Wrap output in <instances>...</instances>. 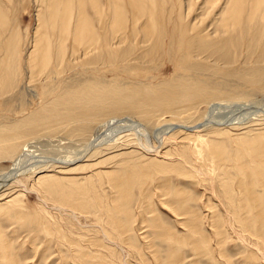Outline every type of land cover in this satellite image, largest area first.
<instances>
[{"label":"bare ground","instance_id":"bare-ground-1","mask_svg":"<svg viewBox=\"0 0 264 264\" xmlns=\"http://www.w3.org/2000/svg\"><path fill=\"white\" fill-rule=\"evenodd\" d=\"M9 2L10 1H8V3ZM40 2L45 3V7H44L45 13L43 12L44 10L42 9L43 14L41 11H38L37 14H35L37 16V25L34 32V37L32 35L33 43L31 42L32 46L30 50H27L28 52L24 59L25 61L24 64L27 66V68L25 67L24 68L26 70L28 69L29 71L28 74L29 76L27 75L30 79L29 82L33 83L35 78L37 81L39 79L45 81L46 84L55 83L53 81L56 79L58 80L60 76L64 74V71L76 69L77 67L78 69L81 67H96V69L95 68L92 69L97 70V68L100 66L102 67V65L104 67L107 66L110 69H112V67L115 66L118 67L123 66L126 67L128 70H130L132 64L135 63L134 65L136 67V63L140 62L142 58L145 61L146 58L154 59L157 56H159V54L160 56H162L163 53L165 54L166 53L165 45L168 38H170L171 41L169 40L170 43L169 50L166 51H169L168 53H170V49H172L176 53V55H178L179 57L178 59L180 63L178 64L177 69L180 70L179 71L180 76H177V78L174 79L171 78L170 80H161L154 84L151 82L141 83L140 81L142 80L139 79L140 83L137 81L139 84L133 85L131 83L132 84L131 86L129 84L126 86L125 85L122 86L123 85L122 82H121L122 85L120 84L117 85L113 81H112L113 83H108L109 82L108 80L107 83L106 81L101 82V80L100 82L92 81L91 83H89L92 80L91 79L87 83L83 82L85 83L84 85H81L79 83L80 84L79 88H75V89L73 88V90L63 89L58 95H56L55 92L54 99L51 101L50 106L46 108L41 107L39 111H37L36 113L30 111L31 113L28 112L30 114L25 118L22 119L18 118L19 120H17L16 118V120H14L15 122H13L12 124L1 127L3 129L2 130L0 129V155L1 154L8 155L9 158L8 157L6 158L9 159L12 162V164L13 163L17 164L18 162H20L18 160H20L21 157L30 154L28 148H23V144L30 137L33 136L35 137L38 134H48V135L52 133L58 134L61 131H66L69 134H83L85 132L87 133L88 129H90L89 124H91L92 121L101 122L103 119L105 121V119L108 117H112V118L119 117L120 120V116H121L120 114H129L135 116L140 122V123L138 122L139 123L138 126L140 124L143 125L145 124V127L149 125H155L158 123L165 124L163 128H162V124H160L161 127L157 125L158 128L160 127L162 129L161 131H158V128H156L158 134L156 135L155 138L151 140H148V138L146 137L147 134H144L147 131H144V133L142 132L143 129L141 125L140 126L141 128L139 127L138 129L139 136H137L136 138L133 132H126L128 129H126L124 133L118 134V136L116 135L117 137L114 138L112 137L107 140H105V138H108L109 137L108 135L105 137L102 136L104 138V139L102 138V140L104 141L102 143V145L104 144L103 146L95 147L98 142L96 138L95 140L97 142L94 144L95 146L93 145L95 148L88 150L89 148L87 147L88 144L83 145L84 147L80 145L82 148L80 147L78 151L75 149L76 152H74L73 150L74 153L70 152V154H67L65 152L67 155L66 154L62 156L55 155L60 159V160L58 159L59 162L56 163L55 162L46 163L42 161L40 162L39 159L38 160L34 159L33 161L31 159L32 160L31 163L35 164V168L32 173H34V176L36 177L35 178L36 182H34L36 183V188L41 192V194L46 196V198H51L55 202H58L60 205L66 206L68 209L70 208L69 210L71 211L72 215H73V211L76 210L77 211L79 210L86 214L92 211L99 212L100 217L102 215L103 217H105L103 223H105L106 225L112 228L111 230L113 231L112 233L114 235L113 237L120 240L121 242L128 243L129 240H131V238L129 237L131 232L130 234L128 233L129 235L128 236L126 231L128 230L131 231L130 229L132 226L131 223L134 221V219L132 220V214L130 213L127 205L132 198L131 197L132 184L138 182L137 185L140 188H142L140 184H141V180L144 179V173L141 172L144 171L143 166L135 167L131 165L127 160L122 159L121 161H119V164L123 166L119 170H115L111 172L105 171V173L107 174L111 173L112 176V178L108 179L109 184L112 187L111 189H113L116 192V195L113 194L115 196L112 197L123 199L125 200V203L117 202V203L107 204L105 203L106 201L103 198L104 196L101 194L103 196L102 197L99 193L101 189L99 188L100 190H98L94 184L92 183H89L87 185L81 184L80 181H78L73 177L62 178L64 180H61V178H57L56 175L50 174L49 172L51 170H54L55 168L57 169L64 168L63 171L65 172H70V171L72 172L74 170L76 171V169L79 168H85L89 164L85 162L94 156L95 151L100 152L102 151V149L103 150L123 149L124 148L123 145H128V144L137 145L138 143L143 149L144 153L153 152L152 156L154 157L159 156L162 153L161 149L163 148V146L167 144L166 142L167 141L169 142L170 139H172L175 140L176 144L178 143L180 144L179 157L176 153H175V155H177L176 157L169 155L163 156L162 154L161 156L162 159L164 158L167 160V162L168 161L170 162L169 164H167L165 163L164 160V162H158L159 165L163 167L165 171L171 168V170L168 171V174L170 171L173 170L175 174L179 173V175L181 174V176L183 177L187 176L185 178L188 177L190 178L193 177L192 175L197 173L198 170L197 169L196 172H194L195 171L194 170L191 173L190 172L191 170L189 171L188 170L189 168L187 169L186 162L187 161L190 162V160H192V162L194 161L195 165L192 162L191 165L193 164L195 168L196 167L197 168L199 167V169L203 168V171L205 169L210 174L214 173L217 178L214 175L213 176L215 179H217L216 181H218V185L220 187L219 188L218 186H216V188L218 187L219 189H221V193H222L221 198H223L222 200H224L223 206H226L224 209L226 210V212L228 211L230 212V215H228L229 219L226 218L228 221L226 225H228V228L230 225L232 226L237 225L241 228L238 230L237 228L235 229L237 230V232H239L240 230V234H239L240 238H238L237 240H239L241 242V245L244 246L245 248L244 255L246 261L248 262L250 261L251 262L250 264H264V131L263 132L259 131L261 133L258 134H255L256 133L255 132L252 136L249 137L248 136L242 137L243 135L242 136L238 135L236 136V138H234L231 137L233 136L232 135L233 133H230L227 128L231 125L233 126L236 125V123L240 122L238 121L239 120L238 115L237 118L236 115L234 117L233 116L231 117V115L226 116V114H229L230 112L229 110L228 113H226L227 112L226 111L225 115L223 114L220 117H214L209 114H207L209 115V117H205L203 116L204 114H202L204 112L200 113L198 110L199 106H201L202 104L209 106L216 99L235 100V98H241V99L244 97L247 98V96H243V94H239V93L233 94L217 88L215 85L218 84L212 81L213 77L223 78L225 81L227 78L233 79L234 77H236L239 81L241 82L243 81L244 84L248 83L251 86L259 87V88L263 86L260 84V81L262 80L263 77L262 75L264 74V0H104L103 3H101L100 0H40ZM86 3L92 12V16L87 14L89 12L88 9H86L87 7ZM3 12L2 9H0V96L10 94L15 90V88L18 87V85H20L19 83L21 81L19 82L20 80L19 76L20 74H22L21 70L23 69V67L21 69L19 65L20 60L22 59L21 58L22 52L20 50V38H19L20 35H18L20 33H18L16 29L14 30L15 27H13V30L9 31V29L12 28L11 27L12 25L9 26L7 20L10 21V18L9 19L7 18L8 17V15L6 14L7 12L5 13L7 17L3 14ZM12 23L14 26V22ZM21 44L23 46V43ZM250 56L255 57V59L253 58L252 60V64L254 65L256 62V65L254 66L246 65L247 63L250 62L247 61L246 59L249 58L252 59V57ZM174 59L172 60V62L175 61ZM21 61L23 62V60ZM168 61L169 60H167V62ZM238 61L240 62V64L244 63L242 64V66L246 65V67L241 68V65L237 63ZM253 61L255 62L253 63ZM235 63H237V65H235ZM156 64L158 65V63ZM234 65L236 67H234ZM145 66L147 65L145 64ZM174 66H176V64ZM150 67L147 66V70ZM92 69L90 71H92ZM75 71L77 72V69ZM22 72L24 71L22 70ZM204 72L207 73L204 75L203 74ZM74 73L75 72H73V74ZM92 73H95V71L94 72L92 71ZM96 74L97 73H95V75ZM68 76L70 77L69 74ZM91 76L93 79L95 78L93 77L92 74ZM150 78L152 79V77ZM150 78L147 77V79ZM64 80L66 79H63V81ZM118 81L117 83H119ZM243 82L241 83V86ZM28 88L31 90L29 86ZM17 89L14 92L19 93L17 92ZM21 89L22 88H20V90ZM260 98H263L262 102H264V95L263 97L260 96ZM241 101H242L241 103L244 102L243 100ZM233 103L234 106L237 107V105H235L237 103L235 102ZM252 103L250 105H252ZM254 103L255 105H257L256 101ZM249 112L250 111H248V115ZM259 113L262 112L259 111L257 114ZM242 114L244 113H241V115ZM241 115L239 116L241 117ZM205 119H208L209 121H206ZM260 119H262V117ZM115 120L113 122H115ZM119 120H117V123ZM121 121L123 120L121 119ZM210 121L211 124L205 123V122L210 123ZM1 122L2 121H0V124ZM129 122L130 120L128 121V123ZM107 124L109 125L110 123ZM135 124L134 125L131 124L132 125L131 127H134ZM125 125L127 127V124ZM206 127L209 129L211 128L212 131H209ZM203 128L209 131V133L207 132L208 134L212 132V134L210 135L204 133L207 137L211 135L227 136L231 141V142L228 141L230 146L231 144L235 145L234 151H232L233 148L230 147V149L232 148L230 151L234 153L233 157H231L233 159V162L231 160V162L233 163L232 165H234L235 167L234 170L230 169L231 172H229V168L228 170L225 168L226 165L225 162L227 161L228 154L222 142H218V140L215 141L210 138L204 137L205 135L202 136L199 133L198 135H196L197 131L199 132ZM102 129H103L102 125L98 127L97 130L95 131L94 136H96L98 133L102 132L103 130L105 131V129L103 130ZM156 129L154 130L155 132ZM246 132H248V130L247 131L245 130V133ZM92 136L93 134L91 135V137ZM227 137L226 139H228ZM92 139H94V137ZM85 140L87 141L88 139ZM132 140H134L135 142L133 143ZM88 141L86 143H88ZM125 141H128L129 143L128 142L124 143ZM89 145H90V141H89ZM227 148L229 149L228 146ZM169 149H167L168 153H169ZM104 152H106V150ZM125 154L127 156L129 153H125ZM115 155L117 156V154ZM3 156L5 155H2V157ZM109 157H114V156L112 155ZM247 157L248 159L246 160L245 158ZM45 158H49V156H45ZM26 161H29V159ZM22 165L23 163L18 164L17 167H15L13 171H11L9 176H7L3 180H0V191H3L1 187L4 186L6 182L14 181L15 183L16 181V183L18 182L21 183L22 180H20V178L15 177V173L21 169ZM159 165L157 166L159 167ZM191 165H189L188 167H190ZM161 169L162 168H160L159 170L161 171ZM190 169L192 168L190 167ZM31 171L32 170H29V172ZM232 171H234V173H232ZM96 174H99V172ZM20 175L21 174H19V176ZM147 175L150 178H152L149 172ZM165 177H167V180L169 179L168 175L167 176L165 175ZM165 177H163L162 175V179ZM165 179H163V181L160 179V181L163 182V184H160V181L158 180V184L163 185L161 186L162 188L160 187L159 189L158 187V189L162 190V194L164 195L165 193H168L167 195L172 194L169 196L170 198L168 199V202L171 203L172 208H174L173 211L177 215V216L175 215V217H177L178 220H182L180 224H182L183 227H186L187 229L186 234H188V236L186 237L189 242V247L191 244V247L193 248L194 251L202 250L203 252L204 250L203 247L205 246L207 248H205L204 253L206 252L207 255H210V257L212 256L213 258L214 256L218 257V259L220 260L219 263L217 262L218 264H222V261L226 262L227 264H233L229 255L224 250L225 235H224V229L221 227L224 225V223L223 221H221L222 220L221 218L219 219V217H217V214L219 212L216 214L217 211H213L211 216L209 215L207 217L206 214L205 216L204 215L200 216L199 213L195 210L196 209L195 207L194 210L193 209L191 210V208L189 210L188 202L191 198L188 195L189 192L187 193L186 191L183 190L179 191V189H176L175 191H173L174 189H172L171 191L169 189V183L165 181ZM145 182L147 183L146 178L144 179L142 184L145 185ZM61 183H63V185ZM155 185L157 186V183L154 184V186ZM235 186H236V192H233ZM146 190L145 188L143 190H140L142 192L141 197H143L144 199L147 196L148 190L147 191ZM140 191L138 192L140 193ZM216 193L214 191V194ZM156 194H154V196ZM148 195H150V193H148ZM150 198L151 195L149 197V200ZM193 198L196 200L197 197H193ZM4 199L6 200V202L3 201L5 206L0 205V214L5 213L6 210L3 207H7L6 205H9L7 203H11V202L13 203L15 197L7 196ZM160 199L161 198H159L158 200L157 199L154 200L159 201ZM207 199L208 198H206V200ZM206 200L205 202L204 201L203 202L208 203L207 207H209L208 205L210 202ZM220 200L221 199H219V201ZM161 201L162 199L160 200V203L162 205L164 201H162L163 203ZM148 202L149 201H147L146 204H148ZM152 205L153 204L150 203V206ZM203 205H201V208H203L202 207ZM163 206L165 205L163 204ZM205 206L206 204L204 205V208ZM204 208L202 210H204ZM16 211L17 210L10 209V211L6 213L9 214L10 217H13V220H15L16 218L22 220L23 216L21 214L18 215ZM183 213H187L188 215H185L184 218H181L180 216ZM208 214L210 213L208 212ZM203 219L210 226V227L208 226L207 228H209V230L210 228L212 229V235L210 233L209 235L213 236V238L208 237L209 235L207 236L205 232L201 231L199 221ZM150 221L151 223H153L154 227H156L155 226L156 221H157L156 223L157 227H158V223L160 222V220H158V217L157 218L153 217V219H150ZM138 223H140V221ZM143 225L144 224H142V226ZM162 225L163 224H161V226ZM52 226L54 225L52 224ZM161 226L159 227V229L161 228ZM50 227L42 226V230L44 231V233L47 234L51 232L50 229L52 228ZM139 227L140 225L138 226V229ZM166 228L168 229V227ZM37 229L38 230L40 229L39 231L42 232L41 228H37ZM164 229L162 231L165 232ZM102 230L104 232V227ZM150 231L152 232L153 230ZM173 231L174 229L172 231L169 230L165 235L162 236V241L164 242V245L166 244L167 246V248L165 246L167 250L164 249L166 251V256L164 254V257H162V259L164 260V258L166 257L165 260L166 259L169 260L170 264H182V260L185 259L181 257L182 255H180L181 253L179 254L180 252L179 250H178L179 252H177V247L180 245V243L178 242V240L180 239L177 240V236L179 235V233L176 234ZM2 232L3 231H1L0 228V264H18V260L16 258L17 255L15 256L14 248L12 249L13 246H10L8 239L5 238L6 236L3 235ZM51 233L48 234V236L51 235ZM155 234H153L154 237ZM55 235L57 236V232ZM181 237H183V235ZM134 239L135 238L133 237L132 240ZM213 240L214 242H212ZM158 241L162 242L161 240ZM104 242L106 243L107 241H105L103 238L102 243ZM134 242L135 241H133V243ZM212 243L213 246L210 247V244ZM106 244H108V242ZM136 244L137 243L135 242L134 245L136 246ZM79 246L80 245H78V247ZM148 246L149 244L147 245V247ZM68 248L70 249L71 246ZM81 248L82 247L76 249L79 252L78 256H76L73 253L72 254L70 253L71 256L75 255L73 258L76 257L78 264H114V261H112L113 258L112 260L111 259L106 260L108 258L106 257L107 255L106 256L102 255L101 257V254L97 251H93L90 253L88 252L89 251L88 249H86L87 251H83L85 249H81ZM123 248L122 250L125 251V249ZM76 250L74 249L73 251ZM188 250L190 251V248ZM61 251L62 250H60V252ZM135 251H137V249ZM138 252H141V250ZM163 252L161 253L162 255ZM66 253L64 254L65 257H66ZM158 253L159 252H157V254ZM196 253L198 254V252ZM197 254H195V256ZM205 254L202 255L205 256ZM42 255L44 254L42 253ZM137 255L138 258H141L139 255L142 254L139 253ZM113 256L114 255H112V257ZM154 256H156V254ZM103 257L104 258L106 257V259H104ZM187 258L189 257L187 256ZM76 259L73 260L71 258L70 260H73V264H75L74 261ZM142 259H144V256ZM70 260L69 262H71ZM161 262L162 260L159 263ZM244 262L243 264H247ZM38 263L41 264L40 261ZM63 263L68 264L66 263V260ZM22 264L24 263L22 262ZM140 264H142V262ZM192 264H198V263L193 261Z\"/></svg>","mask_w":264,"mask_h":264},{"label":"rangeland","instance_id":"rangeland-1","mask_svg":"<svg viewBox=\"0 0 264 264\" xmlns=\"http://www.w3.org/2000/svg\"><path fill=\"white\" fill-rule=\"evenodd\" d=\"M8 1H10V2L8 3ZM8 1L3 0V2H2V0H0V4H1L0 5L1 6L0 9H2V12L4 11L3 12L4 15L7 12L6 14L8 15V17L6 15L5 16L8 19L10 18V21L12 20L11 22L9 20H7L8 21V25L9 26L12 25L11 26L12 28L9 27L10 28L9 31L13 30V27H15L14 30L16 29V31L18 33H20L18 35H20V37H19L20 38V50L22 52L21 53L22 54V56H21L22 59L21 60H23V62L20 60L19 65H20L21 69L23 67L22 70L24 72H22V70H21V73L22 74L24 73V74L23 75L20 74V76H19V79H20L19 82L20 81L21 82L20 83L18 82V83L21 86L18 85L19 88L18 87H17L18 89L15 88V90L17 89V92H19V93L14 92L15 91L14 90L10 94L4 95V96H0V104H1L0 105V121H2L1 124H0V129L1 130L3 129L1 127L5 126V125L8 126V125L12 124L13 122H15L14 120H16V118H17V120L25 118L31 112H35L36 113L37 111H39V109L41 107L46 108V107L50 106L51 101L54 99V93L55 92H56L55 94L58 95L63 89L73 90V88L74 89L75 88H79L80 84L84 85L85 83L89 82L91 79L92 80L89 83H91L92 81L93 82H96V81L100 82V80H101V82H105L106 81V83H107L109 81L108 83H113L114 82L117 85H119V84L122 85L123 84L122 86H124V85L126 86V85L129 84L131 86L132 84L136 85V84H139L140 82L141 83L142 82L143 83L144 82L145 83L146 82L147 83L151 82V83L154 84V83H157L158 81H161V80H170L171 78L174 79V78H177V76H180V74H179L180 70L177 69L178 68V64L180 63L179 59H178L179 58L178 55H176V53L172 49H170V53H168L169 51H166V50H169V44H170L169 43L170 38H168V40L166 41V45H167V42H168V45L167 46L165 45V52H166L165 54L163 53L162 56H160V54H159V56H157L154 59L146 58L145 61L142 58L140 62L136 63V67L134 65L135 63H133L130 70H128L126 67H123V66H119V67L115 66V67H112V69H110L109 67H107V66L104 67L102 65V67L101 66L98 67L97 70H95L96 67H81L79 69L77 67L76 68L77 72L75 71L76 69H71L69 71L66 70L67 72L64 71V74H62L58 80L56 79V80L53 81L55 83L46 84L45 81L39 79L41 81L40 82L39 80L37 81L35 78H34V81H36L37 83L34 82V81H33V83L29 82V80H30L29 77H28L29 76L28 75L29 71H28V69L27 70L25 69V68H27V66L24 64L25 63L24 59H25L26 54L28 52L27 50H30V48L32 46V43H33L32 35L34 37V32H35L36 25H37V16L35 14H37L38 11L42 12L43 10H44L43 12L45 13V8H44L45 7V3L40 2V0H37V1H35V0H25V1H23V0H8ZM100 1H101V3L104 2V0H100ZM87 3H86V5H87ZM39 5H42V6H39ZM2 7H4V8H2ZM9 8H11V9H9ZM86 9H88V12H89L87 14L92 16V12H91V10H90L88 5H87ZM43 12H42V14H43ZM86 12H87V10H86ZM12 22H14V26H13ZM21 43H23V46H22ZM166 54H168V55H166ZM244 55H245V53H244ZM250 57H252V56H250ZM253 58L255 59V57H252V59L249 58L250 60L246 59L247 61H250V62L247 63V61H246L247 64L246 63L245 64L247 66L253 65L252 64ZM173 59L175 60L174 61L175 63L172 62ZM167 60H169L168 61L169 63L167 62ZM155 62L158 63V65ZM254 62L255 61H253V63ZM237 63L240 64L239 61ZM237 63H235V65H237ZM145 64L147 66H149V67L150 66H152V67L148 68V70H147V66H145ZM173 64L174 65L176 64V66H174ZM242 64H244V63H242ZM242 64H240L241 68L246 67V65L242 66ZM235 65H234V67H236ZM254 65H256V62H255ZM88 68H90V69H88ZM92 68H95V69H92ZM158 68H159V70H158ZM85 69H86V72H85ZM91 69H92L93 72L95 71V73H97V74L95 75V73H92V71H90ZM120 69H122V70H120ZM175 69H177V70H175ZM96 71H98V72H96ZM73 72H75L77 74H75V73L73 74ZM131 72H132V74H131ZM67 73L70 75V77L68 76ZM134 73H136V74H134ZM139 73H140V75H139ZM206 73L207 72H204L203 74L205 75ZM91 74L93 75V77H95L94 79L92 78ZM103 74H105V75H103ZM73 75H75V76H73ZM82 76L83 77L85 76L84 79H83ZM89 76H90V78H89ZM262 76L263 77H262V80L260 81V84L263 85V86H261L260 88L251 86L248 83L244 84L243 81H242L243 84L241 86L242 82L239 81L236 77H234L235 79L233 77H232L233 79L227 78L226 81L223 78L213 77L212 81L214 83L218 84V85H215L217 88H219L221 90H224V91H227L229 93H233V94H235V93L243 94V96H247V98H245V97L242 98V99L241 98H235V100L234 99H228V100L227 99H223V100L216 99L217 101L215 100L209 106L204 105V104L199 106V108H198L199 112L200 113L204 112L202 114H204L203 116H205V117H209V115H212L214 117H220L223 114L225 115L226 111H227L226 113H228L229 110H230V112H229V114H226V116L227 115L228 116L231 115V117L232 116L234 117L236 115V118H237V115H238V119H239L238 121H240V122L236 123V125H233V126L231 125V126H229L227 128L230 133H233L232 134L233 136H231V137H234V138H236V136H238V135L239 136L243 135L242 137H244V136H248L249 137V136H252L255 132H256L255 134L263 132L264 131V119H263L264 118V111H263L264 110V107H263L264 106V102H262L263 98H260V96L263 97V95H264V74ZM147 77L148 78L152 77V79L151 78L147 79ZM97 78H98V80H97ZM63 79H66V80L63 81ZM74 79H77V80H74ZM115 79H116V81H115ZM139 79L142 80V81H140ZM77 81H78V83H77ZM117 81L119 83H117ZM137 81L138 82L140 81V82L138 83ZM39 82H40V84H39ZM75 82H76V84H75ZM83 82H85V83H83ZM121 82H122V84H121ZM135 82H137V83H135ZM237 83H239V84H237ZM28 86L31 88V90L28 88ZM230 87H231V89H230ZM20 88H22V89L20 90ZM28 89H29V92H28ZM58 89H59V91H58ZM45 90H47V91H45ZM43 91H44V93H43ZM31 92H33V93H31ZM45 92H46V94H45ZM47 93H48V95H47ZM10 95H11V97H10ZM6 97H7L8 100L6 99ZM3 99H5V100H3ZM41 99H43V100H41ZM241 100H243L244 102L241 103L242 102ZM254 100L257 102V105H255V103H254L255 101ZM245 101H246L247 105H246ZM247 101H249V102H247ZM233 102L237 103V104H235V105H237V107L234 106ZM251 103H252V105H250ZM242 104H244V105H242ZM39 105H40V107H39ZM260 105H262V106H260ZM258 106H260V107H258ZM233 108H235V109H233ZM237 108H238V111H237ZM257 108H259V109H257ZM242 109H244L245 111L242 110ZM13 110H15V111H13ZM240 110L243 111V112H241ZM258 110L260 112H262V113L257 114L259 112ZM248 111H250L249 115H248ZM28 112H30V113H28ZM239 112L244 113L245 115L244 114L241 115V113H239ZM237 113H239V114H237ZM207 114H209V115H207ZM246 114H247V116H246ZM120 115H121L120 116V120H119V117H114V118L108 117V118L105 119L106 122L104 121V119L101 122L100 121H98V122L97 121H92L91 124H89L90 129H88V132L87 133L85 132L83 134H69L66 131H61L58 134L57 133H52V134H49V135L48 134H38L35 137L34 136L30 137L23 144V148H28L30 154L21 157V159L18 160L20 162H18L17 164H14V163L12 164V162L9 159L6 158V157L9 158L8 155H6V154H1L0 155V180L5 179L7 176L10 175L11 171H13L15 167H17L18 164H22L23 163V165L21 166V169L18 172L15 173V177L20 178V180H22L21 181L22 184L20 182L16 183V181H15V183H14V181H12V182L9 181L10 184H9V182H6L4 184V186L1 187V189L3 191H0V205L5 206L3 201L6 202V200L4 198H6L7 196L15 197V200L13 201V203L12 202L11 203H7L9 205H6L7 207H3V208H5L6 211H5L4 214H0V228H1V231H3L2 234L6 236L5 237L6 239H8L10 246H13L12 249L14 248L15 256L17 255L16 258L18 260V264H20V263L22 264V262L24 264H40V263H38L39 261L41 262V264H60V263L64 264L63 262L65 260H66V263H68L71 258L73 260L76 259V257L75 258H73V257L75 255L78 256L79 252L76 249L79 248V247H82L81 249H85L83 251H87L86 249H88L89 250L88 252H90V253L93 252V251H97V252H99L101 254V257H102V255L103 256L107 255L106 256V257H108L107 259H106V257L105 258L103 257V258L106 259V260H110V259L112 260V258H113L112 261H114V264H120V263L121 264H140L141 262H142V264L144 262L146 264H147V262H148V264H161V263L162 264H170L169 260H167V259L165 260L166 257L164 258V260L162 259V257H164V254L166 256V251L164 249L167 248L166 244L164 245V242L162 241V236L165 235L167 233V231H169V230L172 231L173 229H174L173 232H175L176 234L179 233V235L177 236V240L180 239V240H178L180 245L177 247V252L180 251L179 254L181 253L180 254V255H182L181 257H183V259H185V260H182V264H192L193 261L197 262L198 264H218L220 262L218 257L214 256V258H213L212 256L210 257V255H207L206 252H205L206 254L204 253V250L207 247H205V246L203 247V249H204L203 252H202V250L201 251H196V250L194 251L193 248L191 247V244H190V247H189V242H188V239L186 237V236H188V234H186L187 229H186V227H183L182 224H180V222H182V220H178V218L175 217L176 213L173 211L174 208H172V206H171L172 204L168 202V199L170 198L169 196L172 195V194L167 195L168 193H165V195H164V194H162V190H159L160 187L163 186V185H160V184H163V182H161L160 179L163 181V179H165V178H166L165 181H167L169 183V189L171 191H172V189H174L173 191H175L176 189H179V191L183 190V191H186L187 193L189 192L188 195L191 197L190 200H192L193 197H197L196 200L194 198H193L192 201L189 200V202H188L189 210H190V208H191V210L192 209L194 210V207H195L196 208L195 210L199 213L200 216H203V215L205 216V214H206L207 217L209 215L211 216L213 211H217L216 214L219 212L217 214V217H219V219L221 218L222 219L221 221H223V223H224L223 226L220 225L224 229V235H225L224 236L225 237V242H224V245H225L224 248L225 249L224 250L229 255V257H230V259H231L233 264H243V262L246 261L245 255H244L245 248H244V246L241 245V242L239 240H237L238 238H240V236H239L240 230H239V232H237V230L241 229V228L239 226H237V225L236 226L235 225L232 226L230 224L229 225L231 226V228H230V226L228 228V225H226L228 223L227 219H229L228 215H230V212L228 210H227L228 212H226V210L224 209L226 206H223V204H224L223 201L224 200H222L223 198H221V194H222L221 193V189H219L220 187L218 185V181H216L217 179L214 178V176L216 177V175L214 173L213 174L212 173L211 174L208 173V171H206L205 169L203 171V168H200L201 170L199 169V167L195 168L193 166L194 161L192 162V160H190V162L189 161L186 162L187 169L189 168L188 170L189 171L191 170L190 171L191 173L194 170H195L194 172H196L197 169L198 170H197V173H195V174L193 172L194 175H192L193 177H190V178L189 177L185 178L187 176L183 177V176H181V174L179 175V173H176L177 174L176 175L173 170L170 171L169 174H168V171L171 170V168L167 169L165 171L163 169V167H161L159 165L158 162H164V160H165V163H167V164H169V162H170V161L167 162V160L164 159V158L162 159V157H161L162 154H163V156H166V155L168 156L169 155V156L176 157L178 155V157H179L180 144L179 143L176 144L175 140L170 139L169 142L172 141L171 143H169L167 141L166 143L168 144V146H167L166 143H165L166 145L164 144L165 146H163V148L161 149L162 153L159 156H155V157L152 156L153 152L144 153L143 149L141 148V146L138 143H137V145L136 144L135 145L134 144L133 145L132 144H130V145L128 144V145H123L124 146L123 149H117V150H115V149H105L106 152H104L105 150H103V149L100 152L99 151H95L94 156L91 157L88 161L85 162L87 164L89 163L88 166L85 167V168H79V169H76V171L74 170L72 172L71 171L70 172H65V171H63L64 168H60L62 170H60L59 168L58 169L55 168L54 170H51L49 172L50 174L56 175L57 178H61V180H64L62 178H66V177L67 178H72L73 177V178L77 179L78 181H80L81 184H86V185L89 184V183L94 184L98 190H100V189L102 190V191L100 190L99 193H100V195L102 194L104 196L103 197L101 195L104 198V200L106 201L105 203H107V204H109V203H117V202L125 203V200H123V199H118L116 197L115 198L112 197V196L116 195V192L113 189H111L112 187L109 184V180H108L109 178H112V176H111V173L107 174V173H105V171L106 172L107 171L111 172V171L119 170L123 166V165L119 164V161H121L122 159L127 160L131 165H133L135 167L143 166L144 171H141V172L144 173V179L146 178L147 183L145 182V185H144V184H142L144 179L141 180V184L140 185L142 186V188H140L137 185L138 182L132 184V186H131V192H132L131 193V195H132L131 197L132 198H131V200L129 201V203L127 205L128 208H129L130 213L132 214V220L134 219V221L131 223V225H132L131 228H130L131 231H129V230H128L129 232L126 231L127 235H128V233L130 234V232H131L130 236L128 235L131 238V240H129L128 243L121 242L120 240H118V239L113 237L114 235L112 234L113 233V231L111 230L112 228L109 227L108 225H106L105 223H103L105 217H103V215L100 217L99 216V212H93L92 211V212L86 214L84 212L76 210V211H73V215H72L71 211L69 210L70 208L68 209L66 206L60 205L58 202H55L51 198H46V196L41 194V192L36 188V183H34V182H36L35 181L36 177L34 176V173H32L34 171L35 164L31 163L32 160L34 161V159L35 160L39 159L40 162L42 161V162H46V163H54V162L56 163V162H59L60 159H59V157H57L55 155H61L62 156V155H65L66 153L67 154H70V152L74 153V152H76V150L78 151V149L81 146L84 147L83 145H87V144H88L87 147H89L88 150L93 149V148H95L97 146L101 147V146L104 145V144L102 145V143L104 142L102 140V138H103L102 136H104V137L107 136V135L109 136L108 138H105V140L110 139L112 137L114 138V137H117L118 134L124 133L126 131V129L129 130V131L127 130L126 132H133V134L135 135V138H136L137 136H139V130L138 129H139V127L141 125H142L141 127L143 129L142 132L144 133V131H147L148 133L145 132L144 134H147L146 137L148 138V140H151V139L155 138L156 135L158 134L156 128H158V126L161 127L160 124H162V123L155 124L156 127H155V125H149V126L146 125L147 127H145V124L144 125L140 124L138 126V124L140 122L138 121V119L135 116H132V115H129V114H120ZM239 115H241V117ZM122 116H123V118H122ZM259 117L260 118L262 117V119H260ZM9 119H10V121H9ZM113 119L114 120L116 119L115 122H113L114 121ZM121 119L123 121H121ZM128 119L130 120V122H129L130 124L128 123V121H129ZM117 120H119L120 122L118 121V123H117ZM136 120H137V122H136ZM205 120L209 121L208 119H205ZM135 122H136L137 125L135 124ZM259 122H260V124H259ZM107 123H110V124L108 125ZM205 123L206 124H211V121H210V123L209 122L208 123L205 122ZM125 124H127V127H126ZM131 124H133V125L135 124L136 128L138 127L137 130H136L135 126L131 127L132 126ZM101 125H102V128L105 129V131L102 129L103 130L102 132H100L96 136H94L95 135V131ZM96 126H98V127H96ZM124 126H125V128H124ZM163 126H165V124H162V128H163ZM160 127L158 128V131H161V129H162ZM154 128L156 129V132L154 131L155 130ZM130 129H132V130H130ZM207 129L209 131H212L211 128L210 129L207 128ZM207 129L203 128V129H201V131H199V132L197 131L196 135H198V133L200 135H202V136H204L205 134H208L209 131ZM245 130L246 131L248 130V132L250 131L249 132L250 134L248 132L245 133ZM134 131H136V132H134ZM242 131H244V132H242ZM259 131H261V132H259ZM239 133H241V134H239ZM53 134H55V135H53ZM92 134H93V136L91 137ZM103 134H106V135H103ZM210 134H212V132H210ZM210 134H208V135H210ZM150 136H153V137H150ZM222 136L223 135H213V136L211 135V136L207 137L205 135L204 137L210 138V139L215 140V141L218 140V142H222L224 147H225V149L227 150V154H228L227 157L231 158V157H233V154H234L232 151H234V149H235L234 146L235 145L231 144V146H230L229 142H231V141L229 140V138L227 136H223V137ZM93 137H94V139H92ZM224 137H225V139H224ZM226 137L228 139H226ZM66 138H67V140H66ZM96 138H97L98 142L95 140ZM85 139H88L90 141V145H89V141L87 140L88 143H86L87 141ZM236 140H238V139H236ZM96 142H97V145L95 146L94 144ZM127 142L128 141H125L124 143H127ZM132 142L134 143L135 141L132 140ZM173 142H174V144H173ZM99 144H101V145H99ZM118 144H120V143H118ZM171 144H173V145H171ZM91 145L92 146L94 145L95 147L94 146L92 147ZM227 146L229 147V149L227 148ZM230 147L233 148V149L231 148L232 151H230L231 150ZM164 148H166V149H164ZM167 149H169V153H168ZM173 149H174V151H173ZM73 150H74V152H73ZM113 150H115V151H113ZM68 151H69V153H68ZM125 153H129V154L126 156ZM175 153L177 155H175ZM231 153H232V155H231ZM115 154H117V156ZM2 155H5V156L2 157ZM112 155L114 157H109V156H112ZM45 156H49V158H45ZM26 157H28V158H26ZM228 158H227V161L225 162L226 165L225 164L224 165H225V168L227 170L229 168V172H231L230 169L234 170L235 167H234V165H232L233 164L232 163L233 159L232 158L228 159ZM28 159H29V161H26ZM245 159L247 160L248 157L245 158ZM62 160H61V162H62ZM231 160H232V162H231ZM191 162L193 163L192 165H191ZM188 164L191 165L190 167L193 170L190 169V167H188L189 166ZM227 164H228V166H227ZM157 165H159V167ZM160 168H162L161 171L159 170ZM28 169L32 170V171L29 172ZM205 171H206V174H205ZM98 172H99V174H96ZM148 172L150 173V176L152 178H150L147 175ZM17 173H18V175H17ZM232 173H234V171H232ZM19 174H21V175L19 176ZM207 174H208V176H207ZM162 175H163V177H165V175L166 176L168 175L169 179L167 180V177L162 179ZM179 176H180V178H179ZM83 178H84V180H83ZM155 178H156V180H155ZM191 179H193V180H191ZM158 180L160 181V184H158ZM192 181H194V182H192ZM213 181H216V182H213ZM156 183H157V186L156 185L154 186V184H156ZM61 184L63 185V183H61ZM216 186H218L219 188L218 187L216 188ZM143 187L145 188V190L146 189L148 190V191L146 190L147 191V196L145 197V199L143 197H141V193L142 192L140 190H143L144 189ZM158 187H159V189H158ZM212 189H213V192H212ZM138 191H140V193ZM214 191H215V193L217 191V193L214 194ZM233 192H236V186L234 187V191ZM148 193H150V195H151L150 200H149L150 195H148ZM169 193H171V192H169ZM113 194H115V195H113ZM154 194H156L155 195L156 197L154 196ZM217 195H219L220 197L217 196ZM152 196H153V198H152ZM157 197L161 198L162 201H164V203L162 201L161 202L165 206H163V204L161 205V203H160L161 199L159 201H157L159 199ZM206 198H208V199L206 200ZM218 198L221 199V200L219 201ZM8 199H10V198H8ZM154 199H157V200H154ZM205 200L210 202L209 205H208L210 208L207 207L208 203H204ZM210 200H212V201H210ZM142 201H144L145 203L142 202ZM147 201H149L148 204H146ZM150 201H152V202H150ZM150 203L153 204V205L150 206ZM201 203H203L204 205L206 204L205 208H204V205L201 204ZM201 205H203L202 207L204 208V210H202L203 208H201ZM10 209L11 210H17L16 211L17 214L18 215L21 214L23 216L22 220H20L18 218H16V219L14 218L15 220H13V217H10V215L7 214L8 211H10ZM221 209L224 210V211H222ZM3 211H4V209H3ZM208 212L210 214H208ZM185 215H188V214L187 213H183L180 217L184 218ZM153 217L154 218L158 217V220H160L161 223L160 222L158 223V227L156 225L157 221L155 222V226L156 227H154L153 223H151L150 219H153ZM142 218H143V220H142ZM99 219H100V222H99ZM146 220H148V221H146ZM139 221H140V223H138ZM142 221H143V223H142ZM141 223L144 224L143 226L145 228L142 226ZM199 223H200V229H201L202 232H205L207 234V236L209 235V233L212 235V229L210 228V230H211L210 231L209 228H207L209 225L204 219L199 221ZM52 224L54 226H52ZM148 224H150V225H148ZM161 224H163V225L161 226ZM165 224H166V226H165ZM179 224H180V226H179ZM139 225H140V227L138 229ZM42 226H49V227L51 226L50 228H52V229H50V230H51L52 233L51 232H49L47 234L44 233V231L42 230ZM102 226L104 227V232L102 230L103 229ZM160 226H161V228L159 229ZM150 227H152V228H150ZM166 227H168V229L169 228L170 229L168 230ZM37 228H41L42 232L39 231L40 229L38 230ZM109 228H110V230H109ZM235 228H237V230ZM57 229H60V230H57ZM163 229L165 230V232L162 231ZM105 230L107 231V234L109 233L108 234L109 236L106 234ZM150 230H153V231L151 232ZM56 232H57V236L55 235ZM180 232H182V233H180ZM50 233L54 237L51 236V235L48 236V234H50ZM158 233H160V234H158ZM153 234H155V237H154ZM182 235H183L184 238L181 237ZM211 235H209L208 237H212L213 238V236H211ZM63 237H64V239H63ZM133 237L135 238L134 240H132ZM156 237H158V238H156ZM95 238L97 239V241H96ZM98 238H99V240H98ZM103 238H104L105 241L108 242L109 245L106 244L107 242L106 243L105 242L102 243L103 242ZM106 238L107 239L109 238V239L107 240ZM68 239H70V240H68ZM214 239H215V236H214ZM158 240H161L162 242H160ZM133 241H135L137 243L136 246H138V247H136L134 245L135 242L133 243ZM212 242H214V240ZM67 243L69 245L71 244L70 245L71 246L70 249L68 248L70 246ZM95 243H97V244H95ZM148 244H149V246L151 248L149 246L147 247ZM78 245H80V246L78 247ZM96 245L97 246L99 245V246L97 247ZM140 245H143V246H140ZM165 246H166V248H165ZM184 246H185V248H184ZM212 246H213V243L210 244V247H212ZM75 247H77V248H75ZM121 247L122 248L124 247L123 249H125V251L122 250ZM156 247H157L158 250L156 249ZM65 248H67V249H65ZM135 248L137 249V251H135L136 250ZM189 248H190L191 252L188 250ZM191 248H192V250H191ZM74 249L77 252L73 251ZM142 249H144V250H142ZM150 249H153V250H150ZM154 249H156L157 251L154 250ZM60 250H62L61 252L63 254L60 252ZM64 250H67L68 252L64 251ZM110 250H113V251H110ZM140 250H141V252H138ZM111 252L114 253V254H112ZM125 252H127V253H125ZM157 252H159L158 253L159 256H158ZM162 252H163V255L161 254ZM189 252H190V254H189ZM196 252H198V254ZM42 253L44 255H46V256L42 255ZM65 253H66V257L64 256ZM70 253L71 254L73 253L75 255L71 256ZM139 253L142 254V255H139L141 258H138L137 254H139ZM155 254H156V256H154ZM195 254H197L198 257H197V255L195 256ZM202 254H205V256L202 255ZM109 255H110V258H109ZM112 255H114V256L112 257ZM42 256H44L45 258L42 257ZM69 256H71V257H69ZM143 256H144V259H142ZM187 256L189 258H187ZM192 256H194V257H192ZM200 256H201V258H200ZM159 257L162 260L161 263H159L161 261ZM42 258H44V259H42ZM68 258H70V259H68ZM122 258H124V259H122ZM206 258H208V259L210 258L211 260L210 259L208 260ZM139 259H141L142 261L139 260ZM73 260H70L71 262H69L68 264H73ZM213 260H214V262H213ZM19 261H20V263H19ZM75 261H74V263L78 264L77 259ZM123 261H124V263H123ZM185 262H187V263H185ZM223 263L227 264L226 262L222 261V264ZM244 263L250 264L251 262L250 261L249 262L246 261Z\"/></svg>","mask_w":264,"mask_h":264}]
</instances>
